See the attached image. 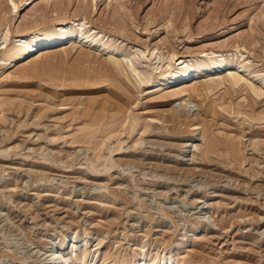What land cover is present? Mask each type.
<instances>
[{
	"label": "rangeland",
	"instance_id": "1",
	"mask_svg": "<svg viewBox=\"0 0 264 264\" xmlns=\"http://www.w3.org/2000/svg\"><path fill=\"white\" fill-rule=\"evenodd\" d=\"M22 3L0 0V264H39L63 240L67 264L171 251L172 264H264V94L226 83L191 93L187 115L169 95L181 81L149 85L111 61L157 47L163 62L244 58L264 73V0ZM61 20L96 32L103 51L69 38L30 69L14 53L2 67L19 32ZM110 69L122 85L79 80Z\"/></svg>",
	"mask_w": 264,
	"mask_h": 264
},
{
	"label": "bare ground",
	"instance_id": "2",
	"mask_svg": "<svg viewBox=\"0 0 264 264\" xmlns=\"http://www.w3.org/2000/svg\"><path fill=\"white\" fill-rule=\"evenodd\" d=\"M29 1L30 0H23L22 5L28 4ZM17 7L18 6H16L15 3L12 2L13 12L17 9ZM74 22H72V20H61L56 23H53V25L50 27H37L29 31L19 32L16 35V39L14 41L15 43L13 44L12 48L8 49L7 47L8 50L6 49L7 50L5 54L6 56L2 62L4 66L2 67L7 68L8 65H10L11 63L10 59L13 55L12 53H14L16 62L21 63V61L24 59L26 60L25 62L28 63V65L25 66V68L27 67L30 69L33 67L32 65H34L36 62V60L34 61L32 60L29 62L30 60L29 58H31V56H33L36 53L42 55L44 54V50L47 47L51 46V44H53L54 41H56V43L57 42L60 43L61 45L64 40L67 39L69 40V38L71 42L74 44L81 45L82 47L95 46L97 50L103 51L104 49L103 47L105 46V43L102 41L103 38L101 37L102 39L97 40L96 32L94 31L91 32L90 30L85 31V28L82 27V25L79 24L75 25ZM1 26L2 24H0V27ZM2 29H0V37L4 39L6 34ZM3 42H5V40ZM244 53L243 55L246 54ZM167 57H168V61L163 62V55L161 54V52L158 51L157 47H154L151 49L149 56L148 54L145 55L141 51H136L132 53L131 52L126 53L122 55L120 59L114 58V60L112 59L111 61H113L114 64L118 65L119 68L128 69L129 72L134 73V75H138L139 72L142 73L143 77L141 78V81L149 85L153 84L157 80V78L166 79L171 83L175 82L176 79L178 80V82L181 81L180 86L172 90L169 93V95L174 96L175 98H179L178 105L183 107L187 115L189 114L190 108L193 103L192 100H190L191 93H194V95L197 96L206 97L208 93H210L212 90L214 89L216 90L222 87L223 85H224L223 87H225L226 83H228L230 87H234L238 85L244 86V89L247 91L249 95H252V97L255 96L256 98H258L259 96L264 94V73L260 72L259 70L250 71L248 65H246L248 64V61H245L246 59L244 58L241 60L238 59L236 61H233V60H229L226 57H223L221 59H212L211 62L207 64L203 63L204 60H199L198 63L194 65L193 63H190V60L187 59V56L177 55L175 52L169 53ZM24 65L25 63L19 64L17 66V72H19V70H22ZM32 70H36V69L33 68ZM110 71L112 72L114 71V69L112 70L110 69ZM111 72L110 75L103 73H101L100 76L88 75L85 76V78H79V80L92 85L100 84L105 80H113L115 83L122 85L121 81L118 80L115 73L112 72L111 74ZM153 73H157V76L153 77L152 76ZM222 73H226V74L222 77L221 75ZM205 76H208L209 78L204 79L203 77ZM74 82H78V81H74ZM242 97L243 99L247 100L246 96H242ZM242 113L244 117L246 118L250 117L247 110L243 111ZM169 116H171V119L174 122L176 123L178 122L177 113L172 112L171 115ZM254 118L264 119V114L260 116L257 115ZM197 128L198 127L195 124H191L190 137L194 136L195 130ZM187 145L189 144L187 143L186 146ZM183 157L184 154H182V160ZM99 243L100 242H98L97 244L99 245ZM184 243L185 242H182L177 245L184 246ZM73 245L74 244H72V246ZM48 247L50 248L49 254H46V257L43 260L40 259L39 264H41L43 261H45L46 264L68 263L69 257L67 255L68 247H66V240H63L59 244L49 243ZM172 255L173 252L171 251L167 257L163 256L162 261L160 263H156L152 259L146 258L144 255H138L135 257L132 263L133 264H172L171 263Z\"/></svg>",
	"mask_w": 264,
	"mask_h": 264
}]
</instances>
